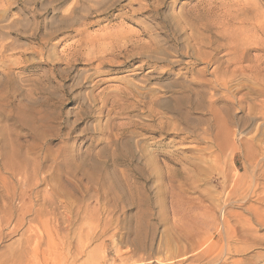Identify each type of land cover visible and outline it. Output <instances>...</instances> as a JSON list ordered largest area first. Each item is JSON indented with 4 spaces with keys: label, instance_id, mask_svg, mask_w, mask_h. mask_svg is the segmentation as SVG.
<instances>
[{
    "label": "rangeland",
    "instance_id": "1",
    "mask_svg": "<svg viewBox=\"0 0 264 264\" xmlns=\"http://www.w3.org/2000/svg\"><path fill=\"white\" fill-rule=\"evenodd\" d=\"M43 263L264 264V0H0V264Z\"/></svg>",
    "mask_w": 264,
    "mask_h": 264
},
{
    "label": "bare ground",
    "instance_id": "2",
    "mask_svg": "<svg viewBox=\"0 0 264 264\" xmlns=\"http://www.w3.org/2000/svg\"><path fill=\"white\" fill-rule=\"evenodd\" d=\"M183 96V95H182ZM172 97V96H171ZM154 98V97H153ZM170 98V97H169ZM152 100V99H151ZM157 102V101H156ZM149 103V102H148ZM153 103V102H152ZM166 104V103H165ZM177 106L178 105H176V109H177ZM161 108H162V106H161ZM180 108V106H178V109ZM151 111V110H150ZM176 111H179V110H176ZM149 117V116H148ZM161 117V116H160ZM165 119V118H164ZM169 119V118H168ZM160 128V127H159ZM151 130V129H150ZM159 130V129H158ZM153 131V130H152ZM168 132V131H167ZM172 132H173V130H172ZM166 136H171V134H165ZM146 146V145H145ZM151 152V151H150ZM164 153V152H163ZM143 157V156H142ZM148 157V156H147ZM147 157H146V159H147ZM152 157H153V155H152ZM152 157H150V158H152ZM151 159H149L148 161L146 160V162H147V164H151L152 162V160L150 161ZM154 160V159H153ZM151 162V163H148V162ZM155 161V160H154ZM147 164H145V166L147 165ZM155 164V163H154ZM153 165V164H152ZM163 166H165V165H163ZM143 167V166H142ZM142 167H139V169H138V171H139V174H140V176L142 177L143 176V170L141 169ZM146 167H149V166H146ZM165 168H166V166H165ZM168 173H169V171H167ZM167 174V173H166ZM171 174V173H170ZM243 177V176H242ZM143 178V177H142ZM161 178V177H160ZM236 181V180H235ZM235 181H234V183H235ZM240 185V184H239ZM146 214V213H145ZM142 215V214H141ZM139 217H142V216H139ZM144 217V216H143ZM135 246H137V247H142V243H140V242H135ZM43 262V261H42ZM44 264V263H43Z\"/></svg>",
    "mask_w": 264,
    "mask_h": 264
}]
</instances>
